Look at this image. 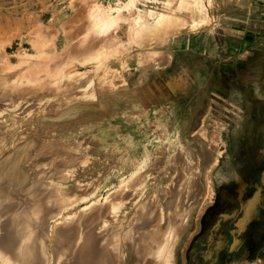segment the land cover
Instances as JSON below:
<instances>
[{"label":"rangeland","instance_id":"obj_1","mask_svg":"<svg viewBox=\"0 0 264 264\" xmlns=\"http://www.w3.org/2000/svg\"><path fill=\"white\" fill-rule=\"evenodd\" d=\"M173 213L170 264H264V0H0V264H158Z\"/></svg>","mask_w":264,"mask_h":264},{"label":"bare ground","instance_id":"obj_2","mask_svg":"<svg viewBox=\"0 0 264 264\" xmlns=\"http://www.w3.org/2000/svg\"><path fill=\"white\" fill-rule=\"evenodd\" d=\"M176 15V14H175ZM120 16H121V9H118V13L116 14V15H112V16H106V15H102V13L101 14H96V17L97 18H99V21L101 22V28H100V32H102V33H106V32H109L111 29H112V27L115 25V24H117L118 23V19L120 18ZM143 15H141L140 16V20H142V18H144V17H142ZM177 16V15H176ZM178 18V17H177ZM138 19V20H139ZM181 20V19H180ZM145 21V20H144ZM185 21H187V24H191L193 27H196V26H198L199 25V21L197 20V19H195V18H192L191 20H185ZM139 22V21H138ZM183 22H184V20H183ZM183 22H181V21H178V20H172L169 24H171V27H174V28H178V27H181V26H184L185 25V23H183ZM139 24V23H138ZM144 26V24L142 23V24H139V28H142ZM186 26V25H185ZM188 26V25H187ZM179 29V28H178ZM191 168V167H190ZM191 170V169H190ZM190 173V172H189ZM188 174V173H187ZM186 174V175H187ZM190 175V174H189ZM188 175V176H189ZM186 177V176H185ZM183 180V179H182ZM187 180V179H186ZM192 180V179H191ZM194 180V179H193ZM189 182V181H188ZM191 182V181H190ZM189 182V183H190ZM193 182V181H192ZM180 183H182V181L180 182ZM188 183V184H189ZM188 184H186V185H188ZM192 184V183H191ZM178 185H181V184H179L178 183ZM169 186V185H168ZM170 188V187H169ZM187 188V187H186ZM189 188H190V186H189ZM189 188H187V189H189ZM190 189H192V188H190ZM189 189V190H190ZM196 190V189H195ZM194 190V191H195ZM185 191H186V189H185V187H182L181 186V188H180V190H179V193H180V195H184L185 194ZM191 191H193V190H191ZM197 191V190H196ZM196 191H195V195H196ZM188 192V191H187ZM186 192V193H187ZM189 193V192H188ZM190 193H192V192H190ZM187 195V194H186ZM185 195V196H186ZM194 195V196H195ZM179 196V195H178ZM184 196V197H185ZM193 196V197H194ZM187 197H188V195H187ZM186 197V198H187ZM193 197H192V199H193ZM186 198H184V199H186ZM191 198H189L188 200L189 201H191L192 200ZM258 199H259V195L257 194L256 195V197H255V199H254V201L252 202V204H250V206H249V208L247 209V219H249L251 216H252V214H253V212L256 210V202L258 201ZM183 224H184V222H182V218H181V216H179V213H177V214H175V213H173L172 214V216L170 217V224L168 225V228H167V230L166 231H164L163 232V236L160 238V241L157 243V245L153 248V250H152V252H153V254H152V258L154 259V258H158V259H155V261H159V263L158 264H170V261L172 262V260H170L171 258H172V249H173V246H174V244H175V242H176V240H177V232L180 230V228H181V226H183ZM152 248H150V250H151ZM88 251V250H87ZM92 253V252H91ZM99 253V252H98ZM95 254V253H94ZM104 254V253H103ZM89 256H90V254H89ZM91 256H93V254L91 255ZM105 254L104 255H102V258L98 261V260H96V264H106V262H105V260L106 259H104L105 257ZM150 258V257H149ZM90 259V258H89ZM87 260V261H85L86 260V258H85V260H83V264H95V262L93 261L94 260V258H92V260ZM151 260V259H150ZM56 261V260H55ZM153 261V260H152ZM81 262V261H80ZM150 262V261H149ZM154 262V261H153ZM152 262V263H153ZM154 263H156V262H154ZM153 263V264H154ZM157 264V263H156ZM234 264H245V261H244V259H241V260H238L237 262H235Z\"/></svg>","mask_w":264,"mask_h":264}]
</instances>
